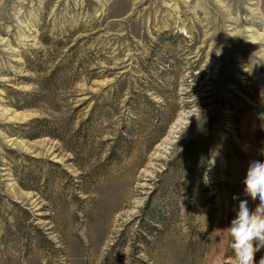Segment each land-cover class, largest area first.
<instances>
[{
    "label": "rangeland",
    "instance_id": "obj_1",
    "mask_svg": "<svg viewBox=\"0 0 264 264\" xmlns=\"http://www.w3.org/2000/svg\"><path fill=\"white\" fill-rule=\"evenodd\" d=\"M262 112L264 0H0V264H236Z\"/></svg>",
    "mask_w": 264,
    "mask_h": 264
},
{
    "label": "clouds",
    "instance_id": "obj_2",
    "mask_svg": "<svg viewBox=\"0 0 264 264\" xmlns=\"http://www.w3.org/2000/svg\"><path fill=\"white\" fill-rule=\"evenodd\" d=\"M259 115L264 120V112ZM242 183L246 195L240 200L236 215L225 230L231 237L230 247L236 264H254V254L264 247V154L251 161ZM249 197L259 200L255 208ZM259 264H264V258Z\"/></svg>",
    "mask_w": 264,
    "mask_h": 264
},
{
    "label": "trees",
    "instance_id": "obj_3",
    "mask_svg": "<svg viewBox=\"0 0 264 264\" xmlns=\"http://www.w3.org/2000/svg\"><path fill=\"white\" fill-rule=\"evenodd\" d=\"M28 61V60H27ZM29 62V61H28ZM40 64H36V66H33V69H29L31 72H38L41 71L40 68ZM33 72V73H34ZM58 70L56 68H54L51 72V77H49L48 79H43L41 78L40 80H34L33 86H35L36 90L34 92H24L22 93V98L20 99V104L19 106H17V104H15V108L16 109H28V110H38L39 112H45V111H61L62 109L65 110V113H69L68 120H71V117L74 116L77 111H79L80 108H86L89 98L86 100H82L78 102V105L75 108L71 107V104L64 102V106L62 108L60 107H55L54 101L53 100H49L50 94H52L54 92V90L56 88H62L64 87L66 84H68L67 82H61L60 83V79L64 78L67 74H65V72L63 71V73H61L60 77H56L58 74ZM97 77V76H94ZM59 78V79H56ZM48 80V81H47ZM56 80V81H55ZM59 80V82L57 81ZM55 81V82H54ZM51 82V83H49ZM92 97V95L90 96ZM102 108V106H101ZM103 111V109H102ZM91 113V112H90ZM38 118H35L34 120H32L31 122H29L28 125H31L35 122H47L46 120H41L38 121ZM80 126L78 125V128ZM76 129L73 133H71L72 130V126L71 124L67 123L64 124L63 126H61L60 128H57L58 133L54 134V133H48V132H44L47 135H52L55 136L56 138H58L60 141H62L64 143V146H66V148H68L71 151H74V148H72V144L74 141H78V148H81L82 150L85 149L84 152H86L88 147V141H87V134H83L81 133L80 129ZM66 137V138H65ZM76 147V146H75ZM89 153L91 154V148L88 149ZM88 151L86 153H88ZM113 151H110L111 155H112ZM109 153V154H110ZM109 155V156H111ZM109 158V157H108ZM25 178V177H24ZM20 182V181H19ZM21 186H24L23 181L20 182Z\"/></svg>",
    "mask_w": 264,
    "mask_h": 264
}]
</instances>
